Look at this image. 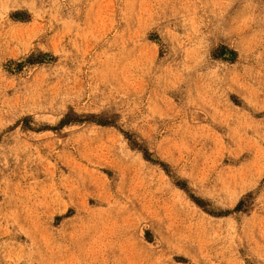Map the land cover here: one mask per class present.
<instances>
[{
    "label": "rangeland",
    "instance_id": "rangeland-1",
    "mask_svg": "<svg viewBox=\"0 0 264 264\" xmlns=\"http://www.w3.org/2000/svg\"><path fill=\"white\" fill-rule=\"evenodd\" d=\"M0 264H264V0H0Z\"/></svg>",
    "mask_w": 264,
    "mask_h": 264
},
{
    "label": "bare ground",
    "instance_id": "bare-ground-1",
    "mask_svg": "<svg viewBox=\"0 0 264 264\" xmlns=\"http://www.w3.org/2000/svg\"><path fill=\"white\" fill-rule=\"evenodd\" d=\"M65 260H67V258H66ZM63 261H64V260H63ZM63 261H62V262H63Z\"/></svg>",
    "mask_w": 264,
    "mask_h": 264
}]
</instances>
